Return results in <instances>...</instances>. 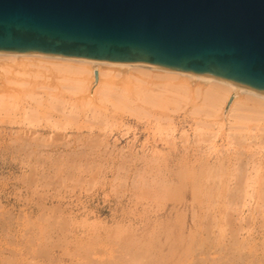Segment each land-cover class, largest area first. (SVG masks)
I'll return each instance as SVG.
<instances>
[{
  "label": "rangeland",
  "instance_id": "374dc122",
  "mask_svg": "<svg viewBox=\"0 0 264 264\" xmlns=\"http://www.w3.org/2000/svg\"><path fill=\"white\" fill-rule=\"evenodd\" d=\"M34 88L40 99L38 101L43 99L45 103H41L45 106L21 95L25 98L20 96L19 101L13 102L10 111L0 109V264H126L129 254L142 248H146L143 250L148 253L143 256H150L143 264H264V201L259 198L264 185V175L261 177L264 174L262 131L258 133L255 130L252 135L262 134L263 138L252 136L246 140L247 143L237 139L238 143L236 140L231 142L227 135L232 120L226 116L223 119V132L215 140L210 138L214 140L211 143L205 137L218 131L219 126L207 129L202 126L206 134L200 136L206 140L201 143L203 139H198V133L202 131L197 130L195 123L204 119L191 115L194 106L191 100L181 102V107L186 105L184 109L170 103L163 105L170 109L146 105L147 113L138 117L124 111L115 112L110 103L96 102L95 105L100 107L96 106L95 111L105 114L102 116L101 113L102 118H97L100 113L96 115L97 112H92L93 106L86 105L83 109L79 107V115H74V118H78H72L74 121L71 123L66 121V117L63 118L71 108L65 114L51 109L46 90L36 85ZM64 96L73 99L75 104L79 100L77 95L64 93ZM74 99H78L77 102ZM24 106L28 107L24 108L25 112L31 107L37 109L36 112L39 110L37 116L41 122L38 125L32 126L23 121ZM69 107L71 103L67 104ZM45 113L54 118L43 115ZM91 113L96 115V119ZM55 119L70 124L55 128L51 125ZM64 119L65 122L62 121ZM219 164L223 167L226 165L224 168H228L227 171L238 166L240 172L250 170V175L257 176L254 177L255 181L252 177L253 185L256 184L253 186L255 190H249L251 194L254 192L252 198L248 196L250 200L246 196V201L243 194L238 193L237 179L229 184L231 189L237 191L228 190L229 195L224 192L220 199L217 198L219 207L212 201L213 198L208 200L203 194L199 201L193 199L190 185L179 186L177 177L187 166L194 165L198 169L200 165ZM257 169L260 170L258 173ZM177 188H181L182 194L180 191L178 194L183 198L176 202L178 196L173 192ZM169 194H172L171 197ZM236 195L243 196V199L238 201ZM225 202L231 203L227 205ZM226 212H229V217L232 216V220L230 217L228 221L231 223L223 220L226 219ZM182 219L185 222L181 223ZM215 220L217 223L212 228L213 232L196 236L197 246L194 245L196 237L191 235V231L199 225L213 227ZM172 222L176 226L186 227V237L171 236L167 241L163 237L162 243H158V236L153 235L152 231ZM219 226L227 229L224 237H221ZM234 235L236 237L233 238ZM204 240L209 242L206 244ZM120 243H129L128 247L132 246L134 250L128 248L124 251ZM147 243L151 245L147 246ZM160 245L164 249L163 254L159 250ZM202 246L207 247V251ZM223 246L224 250H221ZM198 247H202V254H206L202 255V249ZM195 249L200 250V254L195 253ZM129 250H132L131 253ZM127 251L128 257L123 258L121 255ZM227 256L235 258L236 262L234 259L230 261ZM118 257L122 260L118 261ZM103 261L105 263H101Z\"/></svg>",
  "mask_w": 264,
  "mask_h": 264
},
{
  "label": "water",
  "instance_id": "95a60500",
  "mask_svg": "<svg viewBox=\"0 0 264 264\" xmlns=\"http://www.w3.org/2000/svg\"><path fill=\"white\" fill-rule=\"evenodd\" d=\"M0 52L146 63L264 95V0H0Z\"/></svg>",
  "mask_w": 264,
  "mask_h": 264
},
{
  "label": "bare ground",
  "instance_id": "6f19581e",
  "mask_svg": "<svg viewBox=\"0 0 264 264\" xmlns=\"http://www.w3.org/2000/svg\"><path fill=\"white\" fill-rule=\"evenodd\" d=\"M96 72L98 73V77H96ZM34 85L38 86V88L40 87L41 89L46 90V95L48 96L47 102L49 103L48 106H51V109H55L59 113L61 111H63V114H65V111L67 109L71 108L68 111L69 113L66 111L67 116L64 115V117H63V118L66 117V121L67 122L70 121L71 123H73L72 120L74 121L75 118H78V117L74 118V115H76V116L79 115V113L77 112L79 107L83 109L84 106L87 107L86 105L93 106L92 112L95 114V112H97V111H95V110H97V109H95V107L97 106V105H95L96 102L110 103V106L112 107V109L115 112L116 111H124L125 113H127L131 116H137L138 117V116H141L142 114L147 113L146 105H149L152 108H153V106H158V107L161 106V107H166L167 109H170L169 107L163 106V105L170 103V105L172 104V105H175V107H177V106L179 107L183 100L184 101L191 100L194 102L193 109L191 110V115L199 116L202 119H204V120H201L202 122L199 120H198V122L195 121V122H197V123H195V125L196 126L198 125L197 130L202 131L201 133H198L199 136H200V134H202V135L206 134L205 133L206 132L205 129H207L206 127L211 128V127H215V125L219 126V130L215 131V132L212 131L213 132L212 135L208 133L210 135V137H205V135H204V137L207 138L208 143H211L212 141H214L216 139L215 137H217L219 134H221L223 132V128H224L223 119L226 116L230 117V119L232 120L231 122L229 121L231 123L230 124V131L228 130L229 134L227 133L228 134L227 136L229 137L228 138L229 141L232 142V141L237 139L241 143H243V142L247 143L246 140L251 138L252 136H254V138H258L259 136H260L259 138H261V137L263 138V136H264V135L261 136L262 134L259 136L255 135V134L252 135L255 130H257L258 133H260L262 131V133L264 134V95L259 94L255 91L240 87V86L235 85L233 83L222 81V80L215 78V77L206 76V75L186 74V73H181V72L173 71L170 69L162 68L159 66L146 64V63H139V62L131 63V64H128V63H110V62H98V61L87 60V59H78V58H70V57H62V56H54V55L36 54V53L20 54V53L0 52V109H3L5 111H10L11 105L12 106L14 105L13 102H16L17 100L19 101L18 98L21 95L32 98V99L36 100L37 103H39L40 101H38V100H40V99H38V97L36 95L37 92L33 90ZM93 88H95V89H93ZM34 89H36V88H34ZM39 93L40 92H38V95L40 96ZM64 93H69L72 96L77 95L79 100L74 99V101L77 102V100H78L77 104L79 102H81L80 106L77 107L76 106L77 104H75V102L72 101L73 99L72 100H69L70 98L66 99V97L64 96ZM166 94H172L173 96L169 97V96H166ZM23 96H21V97H23ZM68 97H69V95H68ZM23 98H25V97H23ZM40 98L42 99L43 97H40ZM42 101H44V100L42 99ZM11 102L13 104H11ZM20 102H21V99H20ZM33 102H35V101H33ZM41 102L39 103V105L42 104ZM43 103H45V101ZM69 103H71V107L67 108V104H69ZM83 103H84V105L81 106ZM28 104H29V102H28ZM15 106H14V108L16 109L17 106L16 107ZM42 106H45V105L42 104ZM185 106H183V107L180 106V107L184 109ZM25 107L26 106L23 107L22 114H23V112H25V109L28 108V107L27 108H25ZM106 107L107 106H105V108ZM31 108L28 111H26L23 115V118L22 117L21 118L23 119V121L27 122L29 125H32V126L38 125L41 122V121L39 122V118H38L39 110H38V112H36L37 109L32 108L33 109L32 110ZM149 109L150 108H148V110ZM113 110H111V111L114 112ZM106 112H108V109ZM47 113H45L43 115H45V116L49 115ZM77 113H78V115H77ZM93 113H91V114H93ZM98 113H100V114H98ZM101 113L103 114L102 116L105 115L103 112L98 111L96 113V115L98 114V115H100V117H97V118H99V119L102 118ZM94 114H93V118L96 117V115H94ZM45 116H42V118L43 117L45 118ZM50 116H47V117H50ZM53 118H51V119H53ZM72 118H74V119H72ZM197 119H194V120H197ZM209 119L210 120L212 119V121H210ZM219 119H222V121H219ZM56 120L57 119L53 120V122L50 120L52 122L51 125L55 128L59 127L61 124H62V126L63 125L66 126L67 124H70L67 122L64 124V123L60 122V120L59 121H56ZM226 120H227V118H226ZM62 121L65 122V119ZM199 122H201L200 124H202V125H200ZM229 122H228V124H229ZM202 126L205 128L204 130L201 129ZM195 130H196V128H195ZM213 130H214V128H213ZM203 131H205V132H203ZM208 132H210V130ZM202 135L200 136L201 138L198 136V139L202 140L203 139ZM205 138L201 141V143L202 142L205 143V140H206ZM210 138H214V140L210 139ZM263 140H264V138H263ZM238 141H237V143H238ZM27 143H29V142L27 141ZM233 143H235V142H233ZM233 143H232V145H233ZM212 147H214V146H212ZM197 161L198 160H196V162ZM196 162H193V164ZM225 166L226 165H224V167ZM233 166H232V168H233ZM190 167L187 166L184 171L179 173V175L177 173V175H178L177 179L179 181L178 184L180 187H187L188 185L191 186L192 197L195 200L199 201L201 198L200 195L203 194V196H205V197L207 196L208 200L213 198L212 201L214 200L215 201L214 203L217 204L218 203V202H216L217 198H219V197L221 198V196H223L222 194H224V192H225V195L227 193L229 195L230 192H228V190L229 191L233 190V188L231 189L229 184L231 182H233L235 179H237L239 182V188H237L235 186H234V188L238 189L239 194H241V195L243 194V196L245 197L244 199L246 201L248 199V196L252 198V195L254 194V192H253V194H251L249 192V190L254 189L253 186L256 183H254V185H253L252 180L254 179V177H257V176H255V174H254V176L250 175V173H249L250 170L247 173L244 170H242L240 172L237 169L239 167L236 166V169H232L231 171H227L228 168L225 169L223 167V165H220V164H219V166L218 165L217 166H210V165L209 166H204V165L202 166V165H200L199 166L200 168H198V169H196V167L193 165L191 169H188ZM229 168H231V167H229ZM252 169H253V167H252ZM259 169H260V167H259ZM259 169H257V173L260 171ZM246 171H247V169H246ZM253 172H256V171L254 170ZM263 175L264 174H262L261 177ZM252 177H253V179H252ZM262 178H261V180H263ZM254 181H255V179H254ZM174 184H176V183H174ZM262 184H264V182ZM260 186H261V184H260ZM168 187H169L168 188V190H169L170 186H168ZM178 188L176 189V192L175 191L173 192V189L171 191V192H173V195H174V193H176L178 196V199H176V202L179 199L183 198L182 196L179 197L180 196L179 194L181 192L180 191L181 188L179 190H178ZM165 189H166V187H165ZM237 189L233 190V191H237ZM260 189L261 188L258 189L257 197H258ZM251 191H253V190H251ZM163 192H165V191H163ZM215 192H216V194H215ZM168 193H170V191H168ZM260 193L261 194H260L259 198L260 197L262 198V200H260V201H264L263 200L264 199V185H263V188L260 191ZM176 194H175V196H176ZM181 194H182V192H181ZM171 195L172 194H169V197H171ZM243 196L238 197L236 195L235 198L238 197L239 199H237V200L239 201L240 199L241 200L243 199L242 198ZM246 196H247V199H246ZM228 197H230V196H228ZM230 198H232V197H230ZM259 198H256V199H258V201H259ZM168 200H171V198ZM181 200H179V201H181ZM201 200L203 202V199H201ZM248 200H250V199H248ZM227 202H225V204ZM233 202L236 203L237 201L234 200ZM207 203H210V202L207 201ZM241 203H243V202H241ZM229 204L227 203V205H229ZM201 205H203V203ZM245 205H247V204L245 203ZM217 206H218V204H217ZM230 206H232V205H230ZM198 208H200V207H198ZM207 208L209 209V207H206V209ZM229 208H227V209H229ZM241 208L242 207H240V209ZM258 208H260V207L258 206ZM210 209H211V207H210ZM200 210H201V208H200ZM201 211H204V210H201ZM237 211H240V210H237ZM213 212L215 213V211H213ZM221 213H223V211ZM226 213H224V215ZM231 214H233V213H231ZM227 215L225 216L226 219H223V220L227 223H231L228 221H229L230 217L232 220V216L229 217V215H230L229 212L227 213ZM204 217H206V216L204 215ZM215 217H216V215H215ZM227 217H229V218L227 219ZM176 218H177V216H176ZM213 218L214 217H212V219ZM177 219H179V218H177ZM183 221L185 222V220L182 219L181 223ZM211 222H213V221H211ZM216 223H217V221L214 224H212L213 227H209V226L205 227L206 225L205 226L199 225V227L197 226V229L192 230V231L190 229L189 230L191 231V235H195V237L196 236H203L204 233H206V232L209 234L211 232H213L212 230L214 229V226H216ZM227 225H229V224H227ZM224 226H219V232L221 233V237H224L223 233H225L227 230V229H225L226 226L225 227ZM216 230H218V229H216ZM230 231H232V229ZM234 231H235V229H233V232ZM152 233H153V235L156 234L158 236V237L156 236L159 240L158 243H162L163 237H164V239H166V241H167V238L171 237V236H177L180 238L186 237L185 234L187 233V230H186V227L183 228V227L176 226L174 224V222H172V224H166V226H164L163 228H160L158 230H154V231H152ZM215 234H217V233H215ZM228 234H230V233H228ZM235 235H236V231H235ZM235 235L233 236V238L237 236V235L236 236ZM149 236H150V234H149ZM165 236H167V237L165 238ZM215 236H217V235H215ZM130 237H131V234H130ZM205 237H207V235H205ZM122 238H121V240H122ZM197 238L198 237H196V239L194 240V243H195V241H197ZM148 239H150V238H148ZM208 239H210V238H208ZM139 240H140V238H139ZM139 240H136L135 242H137ZM187 241H188L187 242V244H188L189 240H187ZM119 242H121V241H119ZM123 242L124 241H122V243ZM199 242H200V240H199ZM208 242L209 241H205L206 244ZM132 243H133V245L136 244L134 242H131V244ZM202 244H203V242H202ZM231 244H233V243H231ZM128 245H129V243H126V244L120 243L121 247L124 246L123 247L124 251H125V249L129 248ZM145 245H146V241H145ZM145 245H144V247H145ZM149 245H151V244H148L147 246H149ZM194 245L197 246V243H195ZM163 247H164V244H163ZM163 247L161 245L159 247L160 248L159 250L162 254L164 252ZM202 247L201 248L198 247V248L202 249V251L200 252L201 254L204 252V250H203L204 247L203 248ZM138 248H140V246H138ZM120 249L122 250V248H120ZM143 249H146V248L140 249L141 251L139 249H136L137 251L132 252L133 254H129V252L127 251V252H124L126 254L123 253L124 255H121V256H123V258H125V257H128V254H129V259H126V260H128L129 264H138V263L143 264V262H145L146 259H148L150 257V256L146 257V255H148V253L146 254ZM204 249H206V251H207V247ZM222 249L224 250V246H223V248H221V250ZM132 250H134V249H132ZM132 250H129L130 253ZM199 251L200 250H196L195 253H197V252L199 253ZM148 252L150 253L151 249ZM234 252H236V251H234ZM144 253L146 254L145 256H143ZM192 253H193V251H192ZM154 254L155 253H153V255ZM205 254L206 253H204L202 255H205ZM238 254H239V252H238ZM223 255L225 256V254H223ZM239 255H241V253ZM194 256H196V255L194 254ZM251 256H253V255H251ZM119 257H120V255H119ZM119 257H118V261H121L122 259L119 260ZM166 257H167V255H166ZM220 257H222V256H220ZM232 257H234V255ZM240 257L242 258V256H240ZM194 258H197V257H194ZM222 258H225V257H222ZM222 258H219V259H222ZM241 258H240V260H242ZM245 258H246V256H245ZM204 259H205V257H204ZM229 259H230V261H232L233 259L235 260V258L231 259V256ZM3 260H4V258H3ZM104 261L101 263H105ZM222 261H224V260L222 259ZM108 262H110V261H108ZM113 262H115V261H113ZM208 262H210V261H208ZM235 262H236V260H235ZM128 263H126V264H128Z\"/></svg>",
  "mask_w": 264,
  "mask_h": 264
}]
</instances>
